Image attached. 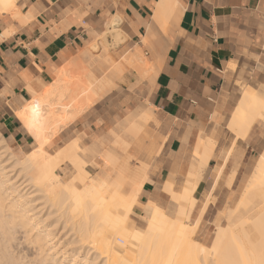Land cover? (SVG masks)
Returning a JSON list of instances; mask_svg holds the SVG:
<instances>
[{
  "label": "crops",
  "instance_id": "0c3cea01",
  "mask_svg": "<svg viewBox=\"0 0 264 264\" xmlns=\"http://www.w3.org/2000/svg\"><path fill=\"white\" fill-rule=\"evenodd\" d=\"M158 1L17 0L27 19L0 12V134L5 141L23 152L34 146L11 106L29 101L30 89L42 90L56 69L85 58L89 66L83 77L94 100L46 148L54 150L75 136L90 144L138 106L151 108L154 119L144 131L151 134L152 145L134 143L127 149L148 167L134 206L148 214L151 204L176 212L177 203L163 186L170 180L173 192L180 193L199 140L210 139L214 149L189 205L205 203L216 167H222L216 184L227 188L231 162L223 158L234 143L245 146L244 158L250 156L246 149L255 145L256 131L245 140L235 139L227 122L236 91L262 76L255 71L261 37L264 50V0H173L165 19L155 18ZM115 16L125 38L112 44L108 36L105 52L85 54L91 44L97 47V36ZM159 25L167 26L166 34ZM135 44L147 58V74L124 60ZM253 86L258 85L247 87ZM238 173L236 168L227 177L228 189L236 187Z\"/></svg>",
  "mask_w": 264,
  "mask_h": 264
},
{
  "label": "bare ground",
  "instance_id": "6f19581e",
  "mask_svg": "<svg viewBox=\"0 0 264 264\" xmlns=\"http://www.w3.org/2000/svg\"><path fill=\"white\" fill-rule=\"evenodd\" d=\"M174 4L173 0H159L156 12L154 10L155 18L169 17ZM0 12L9 13L19 21L27 19V14L23 15L17 8V0H0ZM118 22L116 16L107 22L106 30L97 36V40L105 38L107 33L120 39ZM95 45L91 44L85 54H92ZM125 54L124 60L131 67L141 73L149 69L137 48ZM72 67L56 69L53 80L42 90L30 89L29 101L19 107L10 105L30 133L34 146L19 157L9 151L0 134V264H261L264 260V147L256 157L236 206L226 212L227 224L216 228L209 246L193 239L198 218L193 224L183 221L187 204L211 156V148L214 149L212 141L199 140L200 135H197L195 160L190 164L180 193L173 192L170 180L163 186L170 198L178 203L177 216L171 217L161 206L151 204L144 229L130 230L127 218L138 202L148 167L126 150L134 143L135 146L146 142L152 145L153 138L144 131V126L153 121L154 111L138 106L112 128L109 139L125 153L124 156L113 151V145L101 151L105 146L103 140H93L84 147L76 136L52 153L48 152L46 146L52 143L59 130L82 113L93 99L90 82ZM262 90L264 86L258 85L246 86L240 91L227 122L235 139L245 138L254 121L264 119ZM96 155L100 156L102 164L93 176L85 167ZM2 156L11 159L14 168H7L8 162H4ZM62 164L72 170L71 174L65 175H70L68 178L62 177ZM214 170L215 185L221 178L222 167ZM125 184L128 191L123 194L120 188ZM32 186L35 193L30 190ZM38 198H43V201L40 199L43 207L35 211ZM44 207L47 213L43 217L40 212ZM59 223L68 225L64 228L62 225L61 230L63 233L67 227L69 237L67 234L64 238L59 236ZM245 225L251 234L245 230ZM16 233L21 236L15 242ZM30 248L34 249L32 254L27 251Z\"/></svg>",
  "mask_w": 264,
  "mask_h": 264
},
{
  "label": "rangeland",
  "instance_id": "374dc122",
  "mask_svg": "<svg viewBox=\"0 0 264 264\" xmlns=\"http://www.w3.org/2000/svg\"><path fill=\"white\" fill-rule=\"evenodd\" d=\"M159 28H160V30H161V32L163 34H166L167 26H160L159 25ZM105 30H106V28H104V31ZM262 32H263V37H264V29H263ZM123 35L124 34L121 35V33H120V39L121 40L123 38H125V35L124 36ZM95 36H96V34H95ZM108 36H111V34L110 33H107L106 34V37H108ZM106 37L105 38H101L100 37L98 39V41H97L98 44H97V47L94 49V53H97L98 50H102L103 52H105L106 48L109 46V44L106 42ZM111 37H112V40H113V43L112 44H117V43L120 42V39L116 40L114 38V36H111ZM114 39H115V41H114ZM103 40H105V43L106 44L104 43ZM115 42H117V43H115ZM262 43H263V38L261 37V39L259 41V44H258V47H257L258 50H259V52H260V55L258 56V58L256 60V64H255V71L258 72L259 74H261L262 75L261 76L262 78L261 77L254 78V80H251L248 84H245L244 86H242L241 89L243 87L248 86V85H262V86H264V50L262 48ZM143 44L148 45L147 42H143ZM136 48L139 50V52L141 53V55L145 59H147L146 56L144 55V53L141 51V49H139L138 47H135L134 49H136ZM78 61L77 62L67 63L63 67H68V65H72L73 66L72 68H74V70H75L76 73H78L80 71L79 73L82 74V75H84V72L86 71L87 67L89 66L88 65V62H85V58H80ZM73 64H75V65H73ZM84 64H85V66H84ZM63 67H61V68H63ZM80 67H81V69H80ZM132 68L135 69V70H137L134 66H132ZM241 89H238L236 91L233 100H235V101L238 100V98L240 96ZM262 91H264V90H262ZM93 99H94V96H93ZM93 99L90 102L89 106L92 104ZM70 123H68L66 126H68ZM111 130H113V129H111ZM228 130L230 131L229 128H228ZM250 130L248 131V133L245 136V138H243V140L247 139V137H249V134L251 135V133H252V135H253L255 133V131H256L257 138H256L255 145L251 147L252 148L251 150H250L249 147H248V149H246V152H249L250 156H248V158H244V148H245V146H243L241 143H238V144L234 143L233 144V147L229 151L230 153L228 152L224 156V158H226V155L228 157L226 159L223 158V161L230 160V162H231V166H230V169L231 170H230L229 174L227 175V177L230 174H233L234 175V172H235V169L236 168H238V170H239L238 177H237L238 179H237V182H236V187L233 190L228 189L229 188V185H230V182L227 183V177H226V179L224 181V184L227 187L226 189H221V187H222L221 185L215 184L209 190V194L210 193L211 194L210 195L208 194L209 196L207 195V197L205 198V203L208 202V199H209V202L206 203L207 205H206L204 211H202V207L204 206V204L203 205L202 204L201 205H197V203L196 204H193V205L187 204L186 214L183 217V221L185 223H188V224H193V222L197 221L196 219L198 218V223H197V225L195 227V230L193 232V239L196 240L197 242H199L200 244L206 246V247L211 244L212 239H213V237L215 235V232H216V228L221 227V226H225L227 224V221H226L227 219H225L226 218L225 215L228 213L227 210L229 211V210H231L232 208H234L236 206V202L239 199V196H240V194H241V192H242V190H243V188H244L247 180L249 179V176H250V174H251V172L253 170V167L255 165V161H256L255 157L259 155L258 153H260V151L264 147V119L257 118L254 121V123L252 124ZM110 131L108 132V135L106 137H103V138H99L98 139V140H103L105 142V146L102 147L103 149H101V151L104 150V149H106V147H111L113 145V142L109 139V133H110ZM77 138H79L80 143L84 147L89 145L86 141L82 140L80 137H77ZM5 143L7 144V147L9 149V151L13 152L15 155H17L19 157H23V155H25V153L29 151V150H27V151H24L23 152V151H20L18 148L12 146L8 142L5 141ZM49 144H50V146H52V143H49ZM112 148H113V151H115L116 153H118V154L119 153L120 154L122 153L120 151V149H118L116 146L113 145ZM54 150L47 149V151L50 152V153H52ZM126 151L129 154L128 150H126ZM124 155H125V153L123 152L121 154V156H124ZM97 156L98 155H96L93 159H91L93 162H90L88 164V166L85 167V169L88 171V173L90 175H93V176L100 171V168L99 167H101L100 165L102 164L101 163L102 162V159L100 158V156L99 157H97ZM2 159H5L4 162H8V165H10V167H8V165L6 163L7 168L12 169L11 166L14 168V165H12V163L10 161L11 159H7L6 156H2ZM245 161H246V163L244 164ZM66 167H68L66 164H62V166H61V168L64 169V170H61V172H64V173H62V177L63 178H68L70 175L69 176H65V175L68 174V172H69V174H71L70 172L72 171L69 167H68V169ZM203 171L204 170H202V174H203ZM233 175H232V178H233ZM19 178H20V176H18V179ZM23 179L24 178H22V181H23ZM19 182H21V178H20ZM24 184H25V182H24ZM30 190L31 191L34 190L33 192L35 193V190L36 189H35V187L32 186L30 188ZM120 190H121V192L123 194H125L128 191V186L125 184V185L121 186ZM34 195L35 196L37 195L39 197L41 196L39 194H34ZM40 199H41V201H43V198H40ZM40 199L38 198V200L36 201L37 204L35 205V207L36 206L37 207L35 208V211L38 210V209H41V207H43V203L40 204L41 203ZM171 199L173 201H175L173 198H171ZM191 201H194V197H191ZM177 210H178V208L176 209V211ZM165 212L169 216H171V217H176L177 216V213L176 212L174 213L173 210H171V207H170V211L169 212H167V211H165ZM40 213H41L40 216L41 215L43 216L44 214L47 213V211H45V207L43 208V210ZM194 213H196V214L194 215ZM72 215H73V213H72ZM72 215H70V216H72ZM77 215L75 213L76 219H77ZM147 216H148V213H144L143 211H138L136 209H133V213L127 218V226H128V228H130V230H132V229L135 228V229H138V230H141L142 231L144 229V227L146 226V220L145 219H146ZM53 217H54V215H53ZM73 219H74V217H73ZM70 220H71V217H70ZM70 220H69V222L67 221V223H70ZM50 221H51V219L49 220V223H50ZM46 222H48V221H46ZM60 224L61 223H59L58 226H57L58 227L57 229H59V231L61 230L62 225H63V228H64V225L66 223L65 224L62 223L61 225ZM246 226L247 225H245V227ZM246 228H245V230H248L249 233H250V230L248 228L247 229ZM56 230L54 232H56ZM63 230H64V232H63L64 234L62 233V230H61L59 232L60 233L59 236H61V238H64L65 237L64 235L67 234L66 236L69 237L68 235H69V232L70 231L67 230V227H65V229H63ZM15 236H16V240H14V241L16 242L17 241V238L20 237L21 234L16 233ZM87 240H90V238H88ZM73 245H72V247H73ZM70 246H71V244H70ZM30 250L32 252H30ZM27 251H28V253H31L32 254L33 251H34V249H31L30 248V249H27ZM80 254H82V253H80Z\"/></svg>",
  "mask_w": 264,
  "mask_h": 264
},
{
  "label": "snow or ice",
  "instance_id": "6c2138e0",
  "mask_svg": "<svg viewBox=\"0 0 264 264\" xmlns=\"http://www.w3.org/2000/svg\"><path fill=\"white\" fill-rule=\"evenodd\" d=\"M261 264H264V260L261 261Z\"/></svg>",
  "mask_w": 264,
  "mask_h": 264
}]
</instances>
